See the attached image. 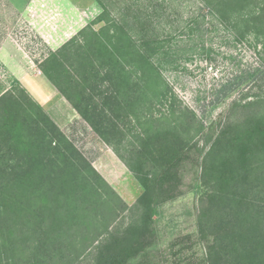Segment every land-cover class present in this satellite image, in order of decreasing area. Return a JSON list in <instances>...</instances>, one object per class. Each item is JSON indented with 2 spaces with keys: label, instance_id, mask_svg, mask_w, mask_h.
<instances>
[{
  "label": "trees",
  "instance_id": "1",
  "mask_svg": "<svg viewBox=\"0 0 264 264\" xmlns=\"http://www.w3.org/2000/svg\"><path fill=\"white\" fill-rule=\"evenodd\" d=\"M196 1L192 38L222 31L259 60L218 87L213 107L240 95L224 122L207 124L187 106L177 113L173 103L156 117L169 100L152 15L132 19L145 27L135 36L103 6L38 64L119 157L124 126H141L125 164L143 192L132 207L117 196L130 214L124 227L109 225L117 212L109 184L19 82L0 95V264H80L88 251L87 264H264V0ZM191 164L194 231L164 243L161 209L184 196Z\"/></svg>",
  "mask_w": 264,
  "mask_h": 264
},
{
  "label": "rangeland",
  "instance_id": "2",
  "mask_svg": "<svg viewBox=\"0 0 264 264\" xmlns=\"http://www.w3.org/2000/svg\"><path fill=\"white\" fill-rule=\"evenodd\" d=\"M103 6L112 16L130 21L129 30L135 36H141L145 27L132 19L138 15L143 21L145 16L152 15L153 25L148 32L165 41L155 61L167 83L163 91L169 101L162 100L157 105L156 117L166 113L173 103L177 113L187 106L207 124L224 122L240 95L236 91L213 107L218 87L240 72L256 67L259 60L252 46L234 44L222 31L211 32L205 40L192 38L191 23L200 6L196 0H0V95L11 90L17 80L109 184L113 193L109 189L107 197L117 208L115 215L108 217L113 229L130 221L129 211L117 196L132 207L143 192L125 164L135 154L141 126L130 121L124 126L123 144L114 142L119 157L47 80L38 65L91 25L102 14ZM195 173V167L189 165L185 171L184 196L161 209L159 229L164 243L194 231L191 214L197 202L192 190ZM100 216L106 217V210H101ZM89 254L88 251L80 264L89 262Z\"/></svg>",
  "mask_w": 264,
  "mask_h": 264
}]
</instances>
